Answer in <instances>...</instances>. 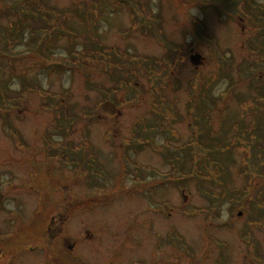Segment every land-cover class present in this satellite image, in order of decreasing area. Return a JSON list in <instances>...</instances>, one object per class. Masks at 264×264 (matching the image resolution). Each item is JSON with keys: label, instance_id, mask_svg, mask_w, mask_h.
<instances>
[{"label": "rangeland", "instance_id": "1", "mask_svg": "<svg viewBox=\"0 0 264 264\" xmlns=\"http://www.w3.org/2000/svg\"><path fill=\"white\" fill-rule=\"evenodd\" d=\"M262 87L264 0H0V264H264Z\"/></svg>", "mask_w": 264, "mask_h": 264}, {"label": "water", "instance_id": "2", "mask_svg": "<svg viewBox=\"0 0 264 264\" xmlns=\"http://www.w3.org/2000/svg\"><path fill=\"white\" fill-rule=\"evenodd\" d=\"M191 62L195 66L200 65L201 64V56L199 54H195V55L191 56ZM100 113L104 116H114L117 113V108H116L114 103L107 101L101 106Z\"/></svg>", "mask_w": 264, "mask_h": 264}, {"label": "trees", "instance_id": "3", "mask_svg": "<svg viewBox=\"0 0 264 264\" xmlns=\"http://www.w3.org/2000/svg\"><path fill=\"white\" fill-rule=\"evenodd\" d=\"M262 89H264V87H262ZM254 201H257V202H260L262 201V198L260 196H257L255 197V200ZM54 234H51V240H54L55 238L54 237H57L56 233L53 232ZM48 238H49V235H48Z\"/></svg>", "mask_w": 264, "mask_h": 264}]
</instances>
